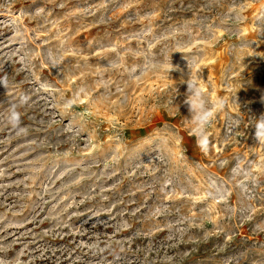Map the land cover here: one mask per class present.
Returning a JSON list of instances; mask_svg holds the SVG:
<instances>
[{"label": "rangeland", "instance_id": "1", "mask_svg": "<svg viewBox=\"0 0 264 264\" xmlns=\"http://www.w3.org/2000/svg\"><path fill=\"white\" fill-rule=\"evenodd\" d=\"M5 75L4 264H264V0H0Z\"/></svg>", "mask_w": 264, "mask_h": 264}, {"label": "clouds", "instance_id": "2", "mask_svg": "<svg viewBox=\"0 0 264 264\" xmlns=\"http://www.w3.org/2000/svg\"><path fill=\"white\" fill-rule=\"evenodd\" d=\"M8 83L7 75L0 77V85L6 88ZM188 93L189 95L186 99L190 111V119H188L191 125L190 132L196 138V146L202 152H207L210 144L207 126L213 120L216 112L220 110L222 104L219 100L209 104L203 88L195 80L189 82ZM28 100L29 97L22 93L20 103L27 104ZM73 103V100L66 101L65 107L70 108ZM4 119L14 131L20 134L27 133V128L22 126L21 113L16 104L9 105ZM255 138L258 141H264V116L257 119L255 124ZM0 264H4V262L0 260Z\"/></svg>", "mask_w": 264, "mask_h": 264}]
</instances>
